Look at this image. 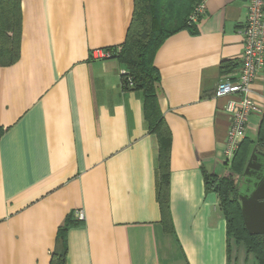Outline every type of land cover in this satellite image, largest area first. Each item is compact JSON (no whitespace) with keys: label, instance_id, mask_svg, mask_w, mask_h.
Returning a JSON list of instances; mask_svg holds the SVG:
<instances>
[{"label":"crops","instance_id":"0c3cea01","mask_svg":"<svg viewBox=\"0 0 264 264\" xmlns=\"http://www.w3.org/2000/svg\"><path fill=\"white\" fill-rule=\"evenodd\" d=\"M204 5L194 31L171 34L154 55L171 133V234L142 93L123 87L117 58L97 57L123 42L133 0H21L20 55L0 66V264H49L59 225L79 209L65 264H227L225 219L203 170L224 163L230 96L213 94L236 72L247 0ZM251 97L259 111L245 138L255 141L264 67ZM239 246L234 262L256 264Z\"/></svg>","mask_w":264,"mask_h":264},{"label":"trees","instance_id":"16d2710c","mask_svg":"<svg viewBox=\"0 0 264 264\" xmlns=\"http://www.w3.org/2000/svg\"><path fill=\"white\" fill-rule=\"evenodd\" d=\"M201 0H133L130 23L123 42L111 50L110 58H117L125 67L120 75L123 87L140 90L143 114L149 132L157 140L156 199L163 230L173 234L170 212V144L171 133L158 104L160 74L154 65V55L161 43L171 34L186 28L194 31L188 16ZM200 18V17H199ZM21 0H0V66L15 63L20 55ZM238 65V62L236 66ZM223 67V66H222ZM224 68V67H223ZM130 77L132 86L127 85ZM4 127L0 125V136ZM253 147H264V115L255 141L243 138L235 151L226 174L203 170L205 190L216 193L218 206L226 225L227 264H236L231 255V243L241 245L252 254L256 264H264V235L249 234L244 226L238 197L243 169ZM81 224L69 213L56 232L55 246L49 264H65L67 231Z\"/></svg>","mask_w":264,"mask_h":264},{"label":"built area","instance_id":"2783aa9c","mask_svg":"<svg viewBox=\"0 0 264 264\" xmlns=\"http://www.w3.org/2000/svg\"><path fill=\"white\" fill-rule=\"evenodd\" d=\"M204 9V0H201L188 16L189 23L196 24ZM241 30L243 49L239 55L236 72L220 77L213 94L214 97L230 96L224 107L229 115V125L223 149V162L228 166L240 141L245 137L249 116L259 111L251 97V85L264 67V0H247L246 18ZM97 57L108 59L111 57V50L103 49ZM126 70H122L121 74L126 73ZM127 85L132 86L130 77H127ZM76 217L83 220V210L79 209Z\"/></svg>","mask_w":264,"mask_h":264},{"label":"water","instance_id":"95a60500","mask_svg":"<svg viewBox=\"0 0 264 264\" xmlns=\"http://www.w3.org/2000/svg\"><path fill=\"white\" fill-rule=\"evenodd\" d=\"M239 183L238 197L244 226L249 234L264 235V151L258 147L251 150Z\"/></svg>","mask_w":264,"mask_h":264},{"label":"rangeland","instance_id":"374dc122","mask_svg":"<svg viewBox=\"0 0 264 264\" xmlns=\"http://www.w3.org/2000/svg\"><path fill=\"white\" fill-rule=\"evenodd\" d=\"M222 167H223V170H222ZM229 169V166L226 165V164H220L218 167L215 168V172L218 173V174H221L223 171H226ZM227 173V172H226ZM235 247L238 249L240 246L238 244H232V247H231V252L235 249ZM233 254V252L231 253V255ZM252 255V254H251ZM253 256V255H252Z\"/></svg>","mask_w":264,"mask_h":264},{"label":"flooded vegetation","instance_id":"af4514ba","mask_svg":"<svg viewBox=\"0 0 264 264\" xmlns=\"http://www.w3.org/2000/svg\"><path fill=\"white\" fill-rule=\"evenodd\" d=\"M258 149L264 151V147H258ZM256 171H253V173H255ZM253 176V175H252ZM249 177L250 181L252 182L253 181V177ZM248 180V178H246ZM242 184L244 183V178H242ZM248 185H250V182H248Z\"/></svg>","mask_w":264,"mask_h":264}]
</instances>
